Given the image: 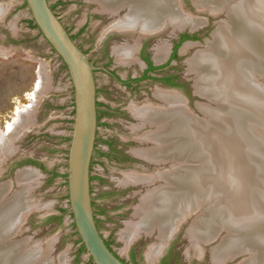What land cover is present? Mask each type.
I'll return each instance as SVG.
<instances>
[{
  "label": "rangeland",
  "instance_id": "374dc122",
  "mask_svg": "<svg viewBox=\"0 0 264 264\" xmlns=\"http://www.w3.org/2000/svg\"><path fill=\"white\" fill-rule=\"evenodd\" d=\"M179 1L187 12L205 18L206 22L196 28L190 24L175 28L168 24L159 35L139 37L138 33H122L111 29L125 16L127 7L124 13L120 10L112 13L100 6L104 11L101 12L96 0H65L61 5L56 3L57 0H49L59 18L68 24L73 33H76L85 21L89 22L90 27L83 36H77L75 42L81 44L96 67L98 100L101 103L99 110L109 111V114L102 115L98 126L99 141L96 142L97 149L92 165V175L97 177L92 181L94 208L99 220V229L115 252L121 258L135 264H157L161 251L156 258L151 259L150 250L160 244L162 250L168 238H161L160 230L157 228L152 233H140L134 241L127 244L121 238V232L128 224L139 220L136 210L141 204L142 196L149 190L165 185L166 182L161 178L151 183H128L125 180L134 173L165 174L175 163L169 160L153 162L138 155L137 150L153 149L158 143L141 140L143 135L152 131L155 126L143 123L132 108L146 105L164 107L167 103L159 98L156 92L170 89L164 87L160 81L148 78L131 87L120 83L109 72L117 71L126 80L131 75L140 76L145 64L139 57V50L141 43L145 42L153 61L157 65H166L156 75L177 74L181 83V87L177 88L182 93L177 92L187 100L186 105L190 111L199 118L204 117L198 104L208 105L210 101L195 93L197 73L190 70L188 59L193 57L197 50L207 46V42L213 38L212 32L218 26L226 24L227 15L220 12L223 15L213 17L206 12L209 10L203 12L196 10L192 0ZM23 3L24 0H0V135L2 130H5L7 122L12 121L16 106L20 102H28L26 93L32 91L39 79L42 80L43 88L37 100L38 102L41 98L42 104L33 115L31 124L34 122V126L29 132L25 131L19 135L21 130L17 125L32 108L22 112V119L16 124V132L7 140L5 150L16 149L12 158H21V161L34 158L43 163L47 171L38 165L26 164L33 169L28 168L23 172V179H27L29 183L28 192L25 191V205L33 210L22 222L18 235L10 236V240L20 244L26 252L32 251L30 254L32 253L33 257L29 264H88L87 253L78 260L79 245L76 243L77 236H71L73 228L70 216H67L61 225L56 222L52 224L45 222L48 216L59 213L60 207L69 205L68 199L65 198L68 194L66 179L60 176L52 181V171L67 173V154L73 130L74 93L64 62L39 33V29L29 26L27 20L31 18V13ZM185 32L200 33L201 36L197 40L188 41L192 46L186 52L182 49L187 42L182 44L177 58L170 61L174 41ZM161 43L167 46L168 55L159 61L154 55ZM127 45H137L131 61H126L117 51L118 48ZM261 79L263 81V77ZM58 106L61 107L60 113L55 112ZM262 131L264 132V128ZM64 135L67 140L62 139ZM108 139L116 142L115 150H111L105 142ZM106 153H111V156ZM115 156L123 160H117ZM6 167L7 173L2 181L14 176L15 169L11 171L8 166ZM16 186L17 190L20 189ZM16 199L24 207L21 196ZM185 227H188V223L184 224L183 231ZM180 246L182 253L177 260H172L171 264H211L210 256L198 254L192 249L190 242L185 240ZM132 249L136 250L135 260L130 255ZM35 256L37 259L33 262ZM212 262L214 264L213 259Z\"/></svg>",
  "mask_w": 264,
  "mask_h": 264
},
{
  "label": "bare ground",
  "instance_id": "6f19581e",
  "mask_svg": "<svg viewBox=\"0 0 264 264\" xmlns=\"http://www.w3.org/2000/svg\"><path fill=\"white\" fill-rule=\"evenodd\" d=\"M96 1L112 13L127 7L125 16L111 29L138 33L139 37L159 35L168 24L196 28L206 22L187 12L179 0ZM194 2L199 9L227 15L226 24L218 26L207 46L188 59L190 70L197 73L196 91L210 104H198L204 114L199 118L180 93L158 90L156 95L167 103L164 107L132 108L143 123L155 126L141 140L158 143L153 149L137 150L138 155L153 162L169 160L175 164L171 163L165 174L134 173L126 178L128 183H151L161 178L166 184L142 196L136 210L139 220L128 224L121 238L129 244L140 233L158 228L161 238L167 239L189 211L204 207L189 227L188 236L193 249L203 255L205 242L215 238L222 228L231 230L212 248L214 264H224L245 248L254 251L251 243L255 239L264 243V206L260 205L264 201V0ZM190 43L184 44L182 51H188ZM127 46L117 51L131 61L137 45ZM167 51L161 43L154 56L161 61ZM42 83L39 79L26 93L28 102L16 106L12 121L0 135V147L22 114L37 105ZM24 171L18 174L21 179ZM21 208L17 199L0 205V264H29L33 257L32 251L26 252L10 240L13 234L8 235ZM161 246L150 250L151 259L156 258ZM239 264H264V260L253 253Z\"/></svg>",
  "mask_w": 264,
  "mask_h": 264
},
{
  "label": "water",
  "instance_id": "95a60500",
  "mask_svg": "<svg viewBox=\"0 0 264 264\" xmlns=\"http://www.w3.org/2000/svg\"><path fill=\"white\" fill-rule=\"evenodd\" d=\"M24 1L28 4L31 18L34 19L37 24L39 32L42 33V36L50 44L55 53L66 64L73 85V130L66 163L68 201L69 210L73 214L72 221L75 222L76 230L79 233L82 243L87 249V255L92 257L95 264H127L122 260L121 256L116 254L106 243V239L99 229L93 205L94 199L91 179L92 162L96 151V140L98 136V87L95 75L96 67L92 64L89 55L78 46L72 38L59 16L51 7L49 0ZM192 3L196 10L200 12L205 11L204 9H199L194 0H192ZM206 12L213 17L223 15L220 13L214 14L209 11ZM197 29L192 30L196 31ZM188 41L189 40H186L184 43ZM164 87L182 93L177 87ZM195 93H197L196 90ZM197 94L202 96L199 93ZM15 132L16 130L10 133L7 140H10L12 134ZM6 143L7 141L2 147H0V205H3L6 202L11 204L16 198L21 196L24 202V207L21 208L19 216L14 221V226L10 228V234L8 233V235L13 234L12 236L16 237L21 231L22 222L33 210V208H28L25 205V191L28 192L29 183L27 182V179H21L18 174L22 170L28 168L33 169V167L30 165L27 166L28 164H25L26 166H17L21 161V158H12L16 149L6 151ZM6 166H8L11 171L15 168L14 176L7 181H2L1 179H3L7 173L8 168ZM15 185L20 189L17 190ZM258 201H260V199H258ZM260 202V205L264 206V201L261 200ZM203 209L204 207L198 208L195 211H189L188 215L180 221V227L177 231H180L182 226L185 223H188V227L186 228L188 234L189 226L196 221V217L199 214L202 215L201 211ZM262 213H264V211H262ZM261 220L264 222V215ZM177 231L175 230V232ZM230 232L231 230L222 228L218 235L210 241L205 242V245H212L214 242H218L219 239H223L227 234H230ZM255 241L258 240L255 239L251 243L252 246H255L254 251L245 248L235 256L243 255L248 258L254 253L257 254L260 259L264 260V243L261 244V242ZM36 259L37 256H35L33 262H36ZM241 262L239 261V263Z\"/></svg>",
  "mask_w": 264,
  "mask_h": 264
},
{
  "label": "flooded vegetation",
  "instance_id": "af4514ba",
  "mask_svg": "<svg viewBox=\"0 0 264 264\" xmlns=\"http://www.w3.org/2000/svg\"><path fill=\"white\" fill-rule=\"evenodd\" d=\"M83 1V0H81ZM65 0H57V4L58 5H61V4H64ZM97 3V2H96ZM51 5V4H50ZM99 5V9L100 10H105L102 5ZM102 9H101V7ZM51 7L53 8V10L55 11V7L54 5H51ZM126 7H122L120 8L119 10L122 11L124 13ZM101 11V12H104V11ZM118 10V11H119ZM56 12V11H55ZM97 14H99L97 11H96ZM57 14V12H56ZM61 21L63 22V24L65 25V27L67 28V30L69 31V33L71 34L72 38L74 40H76V37L77 36H80V35H84L85 34V31L90 27L89 26V22L88 20L85 21V23L82 25V27H80L78 29V31L76 33H73L71 31V28L68 26V24L66 22H64L62 19ZM120 32V31H118ZM184 34H188L190 35L192 38H189V39H186V40H197L198 38H200V33H190V32H185V33H182L180 35V37L174 41V46H173V50L171 52V55H170V61L174 60L175 58H177V53H178V50L179 48L182 46V44L186 41V40H183L182 41V36ZM182 41V42H181ZM179 43H181L179 45ZM78 46H80L83 50L84 48L81 46V44L77 43ZM85 51V50H84ZM176 55L175 58H173V55ZM139 57L141 59V61L145 64V69L143 70V73L138 76V77H134V76H130L127 80L124 79L123 77H121L117 71H113V72H109L113 77H115V79H117L120 83L122 84H126V85H129V86H133L134 84L138 83V82H141L142 80L144 79H155V80H158L161 82V84L163 86H170V87H181V83H180V79H179V76L177 74H166L165 75H162V76H157V72L162 70L163 68L166 67V65H157L154 61H153V57H152V54L151 52H149V50L147 49V46H146V43L145 42H142L141 43V47H140V50H139ZM150 66H153V67H156L154 69H150ZM96 72V70H95ZM98 92H99V88H98ZM98 105V117L99 120H98V125H100V121H101V118H102V115L103 114H109V111L107 110L106 112H101L99 110V106L101 105L99 100L97 102ZM101 139V138H100ZM99 141V138L98 140ZM104 141V140H103ZM107 143L112 142L113 143V146L115 147L116 149V142L115 141H112L110 139L108 140H105ZM109 145V144H108ZM110 149L112 150V148L110 147ZM113 149V150H115ZM96 213V211H95ZM97 214V213H96ZM97 217V216H96ZM98 219V218H97ZM186 224V223H185ZM98 226H99V220H98ZM183 228H184V225L183 227L180 229V231H177V232H173V234L171 236H169L167 239L168 241L166 242V244L164 245L163 249L161 250V253H160V256L158 257V262L157 264H171V261L172 260H177L179 258V256L181 255V244L184 243V241H188L190 242V244L192 245V242L190 240V238L188 237V234L186 232V227H185V230L183 231ZM157 229V228H156ZM103 234V233H102ZM105 237V236H104ZM106 239V238H105ZM106 242L109 243V246L112 248V250L115 252V250L113 249L111 243L106 239ZM216 243L214 242L212 245H206L207 248H205V252L203 253V255L206 257V256H210V263L213 264L212 262V259H211V248L212 246H214ZM193 249V247H192ZM116 254H118L117 252H115ZM136 250L135 249H132L130 251V255L132 257V259H134L136 257ZM119 255V254H118ZM120 256V255H119ZM246 260V257L243 256V255H237V256H234L233 258H231L229 261H227L226 263H234V264H239L238 261H243V260ZM127 264H135V263H131V262H128L127 260L123 259ZM135 260V259H134ZM224 263V264H226Z\"/></svg>",
  "mask_w": 264,
  "mask_h": 264
},
{
  "label": "trees",
  "instance_id": "16d2710c",
  "mask_svg": "<svg viewBox=\"0 0 264 264\" xmlns=\"http://www.w3.org/2000/svg\"><path fill=\"white\" fill-rule=\"evenodd\" d=\"M23 6H24V7H25V6L28 7V4H27L26 1H24ZM27 22H28V24H29L30 27H32V28H37V29H38V26H37V24L35 23L34 19L30 18V19L27 20ZM39 33L42 35L41 32H39ZM189 38H192V37H191L190 35H188V34H184V35L182 36V41H183V40H186V39H189ZM182 41H181V42H182ZM180 44H181V43H179V45H180ZM175 56H176V55L174 54V55H173V58H175ZM64 68L67 69V66H66L65 63H64ZM154 68H156V67L150 66L149 70H150V69H154ZM98 105H99V104H97V106H98ZM99 118H100V117H98V120H99ZM105 142H106V141H105ZM107 144H109V146L112 148V150L115 149V147L113 146V143H112V142L109 141V143H107ZM106 155L111 156V153H106ZM115 159L120 160V161L123 160V158H121V157H119V156H115ZM93 163H94V162H92V165H93ZM25 164L38 165L42 170L47 171L46 166H45L43 163L38 162V161H37L36 159H34V158H28V159L22 160V161H20V162L18 163L17 166H22V165H25ZM13 169H15V168H13ZM52 176H53V177H52V181H53L55 178H57V177H60V176L64 177V178L66 179V183H65V184L67 185V173L61 174V173H59L58 171L54 170V171H52ZM95 178H97V177H95V176L92 175V178H91L92 181H93ZM65 198L69 199L68 194L65 195ZM68 204H69V201H68ZM93 205L95 206V201H94V200H93ZM58 211H59V213H57V214H52V215L48 216V217L45 219V222H46L47 224H52V223H55V222H56V223H58V224L61 225V224H63L65 218H66L67 216H70V219H71V227L73 228V231H72V233H71V236H77L76 243L79 245V246H78V260H80L81 256H82L83 254L87 253V249H86L85 245L82 243V240H81V238H80V236H79V233H78V231L76 230L75 222L72 221V219H73V214H72V212L69 210V205H68L67 207H60V208L58 209ZM95 214H96V213H95ZM96 219H97V217H96ZM97 223H98V219H97ZM106 243L109 245L108 242H106ZM88 264H95L94 261H93V259H92V257H89Z\"/></svg>",
  "mask_w": 264,
  "mask_h": 264
},
{
  "label": "crops",
  "instance_id": "0c3cea01",
  "mask_svg": "<svg viewBox=\"0 0 264 264\" xmlns=\"http://www.w3.org/2000/svg\"><path fill=\"white\" fill-rule=\"evenodd\" d=\"M41 104H42V100L40 98L39 101H38V103H37V105H35L34 109H32L30 112H28L24 116L22 122L19 125H17V128H19L21 130L20 133H19V135L24 134L25 131H28L29 132L31 130V128L34 126V122L31 124V122L33 120L32 118H33V115H35L38 112V109L41 106ZM55 107H56V105H55ZM60 108L61 107L58 106L57 111H55V112L60 113ZM65 135H66V133H65ZM65 135L62 137V139L67 140L66 137H65ZM97 140H98V136H97ZM97 140H96V142H97ZM96 149H97V145H96Z\"/></svg>",
  "mask_w": 264,
  "mask_h": 264
}]
</instances>
